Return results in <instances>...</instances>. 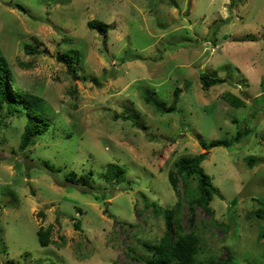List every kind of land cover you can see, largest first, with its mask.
<instances>
[{
	"label": "rangeland",
	"instance_id": "1",
	"mask_svg": "<svg viewBox=\"0 0 264 264\" xmlns=\"http://www.w3.org/2000/svg\"><path fill=\"white\" fill-rule=\"evenodd\" d=\"M0 49L11 86L42 96L51 125L24 152L30 115H4L0 264H141L143 243L162 237L163 211L177 201L175 162L244 126L247 136L202 162L223 194L213 195L214 214L196 205L192 215L182 192L179 216L202 236L200 259L218 264L231 252V264H264V216H248L264 209V0H0ZM63 51L78 57V78L59 60ZM203 70L228 81L205 90ZM176 85L175 112L145 99L167 108ZM228 91L245 105L228 102ZM127 111L131 118L116 117ZM111 163L124 169L120 184L105 177ZM72 170L90 180L66 181ZM41 228L51 232L48 246Z\"/></svg>",
	"mask_w": 264,
	"mask_h": 264
},
{
	"label": "trees",
	"instance_id": "2",
	"mask_svg": "<svg viewBox=\"0 0 264 264\" xmlns=\"http://www.w3.org/2000/svg\"><path fill=\"white\" fill-rule=\"evenodd\" d=\"M235 3L238 0H233ZM227 20H221L220 23ZM217 22V21H216ZM88 26L96 28L101 32L107 30L108 26L102 20L91 19L88 20ZM211 39L216 44L214 39L215 30L218 26L213 27ZM25 49L28 53H39L31 44H26ZM59 60L67 67V71L72 78H78V57L73 55L69 51H63L58 54ZM14 80L13 72L9 66L8 60L0 49V128L5 123V114L15 115L27 112L30 117L25 120L24 131L21 135L19 148L22 151H26L29 147L37 142V136L45 134L49 128L50 123L46 118L48 113L47 104L42 96L27 91L18 84L15 88L11 86V81ZM200 81L202 87L208 90L214 85L222 84L228 81L227 78L222 76H213L209 72L203 70L200 73ZM182 89L178 85L173 90V103L167 108L163 107L155 99L151 98L149 94L145 95V99L148 103L154 104L158 110L163 112H175L178 110V103L181 98ZM225 98L233 106L239 107L245 105V100L238 97L234 93L228 91L225 94ZM5 115V116H4ZM4 116V117H3ZM130 112H124L122 115L117 114V118H131ZM250 128L244 126L237 131V134L233 138L214 139L210 142L201 140L203 148L206 150L198 155L194 156H182L174 164V168L169 172V180L174 191L177 195V201L174 206L166 207L163 211L165 218V231L161 238L156 242H144L143 245L149 251L145 257L140 256L141 264H211L214 262L213 258L200 259L199 253L201 250L202 236L196 232L193 228L186 230L179 216L181 207V193L184 192L185 201L190 206L192 215L195 212V206L199 205L209 213L214 214L213 209L210 207L213 195L217 194L223 198V194L220 189L212 182L211 176L205 171L202 166V162L207 158L208 151L213 147L219 146H231L234 143L240 142L244 136L249 134ZM249 165H255V158H248ZM124 172L123 167L116 164H110L108 171H106L105 177H109L111 180H115L120 184L122 180V174ZM90 173L77 174L75 170L67 173L65 180L71 183H84L86 184L90 180ZM179 179L184 185L183 191L179 189ZM192 179L197 180L196 188H192ZM85 191L84 193H86ZM249 215H256L258 217L264 216V209L259 208L256 211L248 213ZM192 219V218H191ZM193 221V219H192ZM75 226L80 229V222L75 221ZM39 241L42 246H48L51 243V232L49 229H40L38 231ZM234 256L231 252L225 259L218 262V264H231Z\"/></svg>",
	"mask_w": 264,
	"mask_h": 264
}]
</instances>
